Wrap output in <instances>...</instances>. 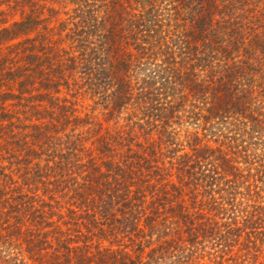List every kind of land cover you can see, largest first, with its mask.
I'll list each match as a JSON object with an SVG mask.
<instances>
[{
  "label": "trees",
  "instance_id": "obj_1",
  "mask_svg": "<svg viewBox=\"0 0 264 264\" xmlns=\"http://www.w3.org/2000/svg\"><path fill=\"white\" fill-rule=\"evenodd\" d=\"M15 2L1 263L264 264V0Z\"/></svg>",
  "mask_w": 264,
  "mask_h": 264
},
{
  "label": "rangeland",
  "instance_id": "obj_2",
  "mask_svg": "<svg viewBox=\"0 0 264 264\" xmlns=\"http://www.w3.org/2000/svg\"><path fill=\"white\" fill-rule=\"evenodd\" d=\"M39 2H47V6H45V8L47 9L48 6H52V4L50 3V0H36ZM16 4L15 0H0V27L2 26H12V23L15 20H19L21 19V10L22 7L18 6V7H14V5ZM24 2L22 3V6ZM28 4V3H27ZM53 7L58 8V9H62V6H59L57 4H54ZM28 9V8H27ZM49 13L47 10H45V15L44 16H48ZM5 46V45H4ZM73 89V88H72ZM74 88L72 90V92H75ZM77 96L76 98L79 101V108L81 110H83V112H88V113H92L93 107L95 106L93 100L86 95H75ZM94 115H95V121L99 122L103 125V130L105 131V129H109L112 130L115 128V123L116 125H121L124 124L125 121L123 119H121V121L117 122L118 117H111L108 113H104V111L101 109V107L99 106V108L97 110L94 111ZM0 264H4L3 262Z\"/></svg>",
  "mask_w": 264,
  "mask_h": 264
}]
</instances>
